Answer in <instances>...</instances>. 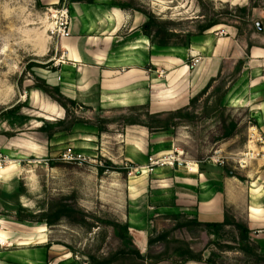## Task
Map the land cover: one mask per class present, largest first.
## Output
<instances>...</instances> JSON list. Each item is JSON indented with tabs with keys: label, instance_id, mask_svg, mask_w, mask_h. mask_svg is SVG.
<instances>
[{
	"label": "rangeland",
	"instance_id": "obj_1",
	"mask_svg": "<svg viewBox=\"0 0 264 264\" xmlns=\"http://www.w3.org/2000/svg\"><path fill=\"white\" fill-rule=\"evenodd\" d=\"M117 1L127 10L143 13L145 22L166 24L170 44L180 45L191 33L198 35L211 25L207 30L216 29L218 36L233 34L246 47V55L224 63L223 72L185 106L154 113L159 119L154 125L170 118V126L166 131L148 129L149 134L167 136L169 141L151 139L140 159H134L132 139L142 137L135 130L121 129L125 115L115 109L106 115L115 124L111 129L103 125L97 151L91 145L95 139L91 125L104 115L65 100L59 116L54 91L48 94L40 88L56 47L57 38L50 35L57 20L54 10L63 2L0 0V234L8 237L6 245L0 241V253L43 246L48 252L46 264H88L91 257L102 259L135 247L155 260H136L124 253L111 264H264V229L250 232L256 247L251 253L243 251L234 226L210 234L201 226L188 225L198 221L193 211L172 204L166 191L169 172L184 160L201 163L204 169L222 168L224 174L231 171V177L245 185L264 176V129L258 126L264 114L251 109L264 100V62H252L247 54L253 46L264 48V0ZM156 31L151 28L152 35ZM14 106L28 119L10 125L2 113ZM146 111L128 116L149 122L152 114ZM59 121L71 125L70 130L41 129L43 122ZM231 122L234 131L223 137ZM67 149L79 159H61ZM246 153L254 159H246ZM106 160L124 171L98 172ZM11 163L17 167H9ZM62 208L70 209V214L54 217ZM227 212L246 225L242 209ZM123 224H128L131 245L122 236ZM161 234L166 235L164 240L147 245L148 235ZM11 237L31 243L19 245ZM39 238L45 242L36 243ZM185 249L186 257L194 259L183 260Z\"/></svg>",
	"mask_w": 264,
	"mask_h": 264
},
{
	"label": "crops",
	"instance_id": "obj_2",
	"mask_svg": "<svg viewBox=\"0 0 264 264\" xmlns=\"http://www.w3.org/2000/svg\"><path fill=\"white\" fill-rule=\"evenodd\" d=\"M63 3L69 16L68 35L57 38L43 78L77 107L104 115L107 129L115 122L106 115L115 109L128 116L143 108L154 114L185 106L223 72L224 63L243 60L242 55H246V47L233 34L218 36L216 29L191 36L187 46H157L143 33L144 14L119 7L121 2L117 0ZM247 54L250 61L263 64L264 48L253 46ZM55 105L60 116L64 109ZM251 109L264 114V100ZM91 126L95 138L91 145L98 151V137L104 132H99L95 124ZM258 126L264 129V118ZM121 129L135 130L142 137L132 139L130 152L135 154L134 159H140L151 139L169 141L167 136L149 134L148 128L140 124H122ZM98 153L103 156L101 150ZM221 169L201 171L196 161L184 160L166 179L171 203L193 211L201 222H219L228 209H242L251 232L264 229V176L259 180L255 176L245 185ZM47 256L43 246L9 250L0 253V264H46Z\"/></svg>",
	"mask_w": 264,
	"mask_h": 264
},
{
	"label": "trees",
	"instance_id": "obj_3",
	"mask_svg": "<svg viewBox=\"0 0 264 264\" xmlns=\"http://www.w3.org/2000/svg\"><path fill=\"white\" fill-rule=\"evenodd\" d=\"M75 2V1H87V2H91V0H59V2ZM119 7L124 8L123 5L118 4ZM152 27H156L157 31L155 34H151V28ZM209 27H211V25H207L204 26L200 29L199 32H197L196 34H201L203 33L205 30H207ZM142 29H143V33L150 38V41L152 43H155L157 46H187L189 43V38L191 36H194L192 33L187 37V40L180 44V45H174V44H170L168 42L170 34L168 32H170V30H168L167 25L166 24H158L155 21H146L143 25H142ZM42 84L40 86V88L45 91L46 93L50 94L48 90H53L54 93L56 94V96L58 97V99H56V101H58L59 105L61 107H63V109H65L66 104H65V100H67V103L71 106L76 105L75 102L69 98L64 97L61 92L59 91L58 87L55 86H50L49 84L46 83V81H42ZM19 112V106H14L10 109H7L5 111H3V116L6 119V121L10 124L13 125L15 123H20L23 122L25 120L28 119L27 116L25 115H21ZM178 113V112H177ZM138 115V114H137ZM154 114L152 115H148V119L149 122H141V121H137V119L132 118L130 116H123L122 117V121L124 125L127 124H140L142 126L147 127L149 130L151 129H156L158 128L159 130H168L169 129V121L170 118H166L164 120H161L160 123L157 124H161L160 126H156L154 125L155 121H158L159 119H154ZM103 119V118H102ZM100 119L98 123H96L95 125L98 127L99 132L103 131L105 126H103L104 124H107V120L106 119ZM135 120V121H134ZM78 122V121H77ZM63 124H65V122L63 121H59L56 122L55 124H49L46 122H43V125L41 126V129L44 131H48V130H52L54 126H60L64 131H69L70 130V126H63ZM104 127V128H103ZM235 128V124L234 123H229L228 126V130L225 131V133H223V137H228L232 134V132L234 131ZM59 130V129H58ZM60 131V130H59ZM52 133H50L49 135H51ZM112 169V170H117V171H124L123 168L117 167L115 165H113L110 161L106 160L105 161V165L104 166H98V172H103L106 169ZM199 170H204L202 164H199ZM224 170V169H223ZM226 171V170H224ZM225 174L227 176H233V174L231 173V171H226ZM71 210L70 209H58L56 212H54L53 216L56 217L58 215H63V214H70ZM228 212L225 211L224 213V218L222 221L219 222H201V221H196V220H192L188 223V225H197V226H201L202 228H204V230L206 232H209L210 234H218L226 225H232L234 226L237 230H238V240L240 243V246H242V250L243 251H248L249 253H251L252 251H254L255 249V245L250 241L249 238V234L251 232V230L247 227V225H243L240 224L238 222H236L233 218H231L230 216H228ZM18 223H22L21 221H17ZM120 230L123 232V237H124V241L128 243V245H131L132 243V237L128 232V224H123L120 226ZM166 235L165 234H161L159 236L153 237V235H148L147 236V245L150 246L152 243L158 241V240H164V237ZM124 249V248H123ZM186 250V249H185ZM124 253H129L131 254L132 258L136 259V260H144V261H149V260H155L154 256L148 255V254H142L137 248L132 247L131 249H129L127 252L124 250H118L116 253L109 255L108 257L102 258V259H96L94 257H91V261L88 264H111V262H113L114 258L116 255L118 254H123ZM183 260L185 259H194V257L189 256L186 257V255L188 254L187 250L186 252H183ZM182 256V255H181ZM156 258H158L156 256ZM150 262V261H149Z\"/></svg>",
	"mask_w": 264,
	"mask_h": 264
},
{
	"label": "built area",
	"instance_id": "obj_4",
	"mask_svg": "<svg viewBox=\"0 0 264 264\" xmlns=\"http://www.w3.org/2000/svg\"><path fill=\"white\" fill-rule=\"evenodd\" d=\"M54 12H55L54 14H56L55 17H57V20L55 22V25L50 29L51 37L61 38V37L67 36L69 16H68V11H67V7L65 6V3H63L58 9H55ZM244 156L248 160L254 159L253 158L254 156H252L251 153L249 154L246 153ZM263 156H264V153H263ZM60 157L61 159L66 160V161H73V160L79 159L78 155H75L73 151H71V149H67V151L63 153V155H61ZM171 161L175 162L173 157H171ZM169 164H171V162ZM0 246L2 245L0 244Z\"/></svg>",
	"mask_w": 264,
	"mask_h": 264
},
{
	"label": "bare ground",
	"instance_id": "obj_5",
	"mask_svg": "<svg viewBox=\"0 0 264 264\" xmlns=\"http://www.w3.org/2000/svg\"><path fill=\"white\" fill-rule=\"evenodd\" d=\"M252 143V142H250ZM249 143V144H250ZM251 147V146H250ZM0 241H1V244L2 245H6V243H8V241L6 240V236H4V234H0ZM37 242H43L44 241V238H39L38 240H36ZM27 242H30L28 239H25V240H19V243H27Z\"/></svg>",
	"mask_w": 264,
	"mask_h": 264
},
{
	"label": "clouds",
	"instance_id": "obj_6",
	"mask_svg": "<svg viewBox=\"0 0 264 264\" xmlns=\"http://www.w3.org/2000/svg\"><path fill=\"white\" fill-rule=\"evenodd\" d=\"M9 167H17V165L15 164V163H11L10 165H9ZM7 170V169H6ZM5 179V181H7V180H9L10 179V177H5L4 178Z\"/></svg>",
	"mask_w": 264,
	"mask_h": 264
},
{
	"label": "water",
	"instance_id": "obj_7",
	"mask_svg": "<svg viewBox=\"0 0 264 264\" xmlns=\"http://www.w3.org/2000/svg\"><path fill=\"white\" fill-rule=\"evenodd\" d=\"M257 27H258V29H261V24L257 23Z\"/></svg>",
	"mask_w": 264,
	"mask_h": 264
}]
</instances>
